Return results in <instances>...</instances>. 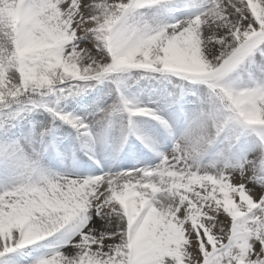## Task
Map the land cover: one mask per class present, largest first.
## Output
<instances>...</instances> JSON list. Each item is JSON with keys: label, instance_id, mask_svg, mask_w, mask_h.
<instances>
[{"label": "snow or ice", "instance_id": "snow-or-ice-1", "mask_svg": "<svg viewBox=\"0 0 264 264\" xmlns=\"http://www.w3.org/2000/svg\"><path fill=\"white\" fill-rule=\"evenodd\" d=\"M0 264H264V0H0Z\"/></svg>", "mask_w": 264, "mask_h": 264}]
</instances>
